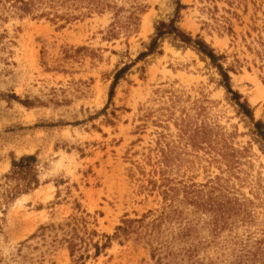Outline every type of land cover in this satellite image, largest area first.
<instances>
[{"label":"rangeland","instance_id":"1","mask_svg":"<svg viewBox=\"0 0 264 264\" xmlns=\"http://www.w3.org/2000/svg\"><path fill=\"white\" fill-rule=\"evenodd\" d=\"M20 6L0 0V264H264V0ZM172 20L216 60L151 50Z\"/></svg>","mask_w":264,"mask_h":264},{"label":"trees","instance_id":"2","mask_svg":"<svg viewBox=\"0 0 264 264\" xmlns=\"http://www.w3.org/2000/svg\"><path fill=\"white\" fill-rule=\"evenodd\" d=\"M42 1L44 0H19V2H21L20 7L25 12L32 11L38 5V2H42ZM50 1H54V0H50ZM156 33L157 35L151 43V47H150L151 50L155 49V47L157 46L158 39L161 36L169 33H174L175 37H179L182 41L189 43L191 45L193 44L201 52L211 57L213 61H215L217 58V55L213 52V49L209 48V46L203 40H194L191 36L184 34L178 27L175 26L174 20H172L170 23L163 21L160 22L159 26H157ZM224 75L228 77L227 73H224ZM239 104L241 107H243L246 110L244 103H239ZM35 161H36V157L34 155H25L18 160H13V169L10 177L11 179L17 181L16 185L14 186L17 189V191L20 192V191L29 190L33 186L37 185L38 183L37 173L34 171Z\"/></svg>","mask_w":264,"mask_h":264}]
</instances>
